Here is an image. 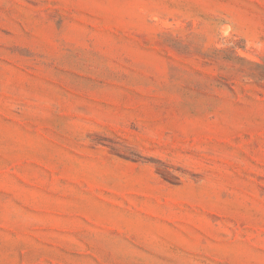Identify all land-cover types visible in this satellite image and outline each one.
Listing matches in <instances>:
<instances>
[{
  "label": "rangeland",
  "instance_id": "rangeland-1",
  "mask_svg": "<svg viewBox=\"0 0 264 264\" xmlns=\"http://www.w3.org/2000/svg\"><path fill=\"white\" fill-rule=\"evenodd\" d=\"M0 264H264V0H0Z\"/></svg>",
  "mask_w": 264,
  "mask_h": 264
}]
</instances>
